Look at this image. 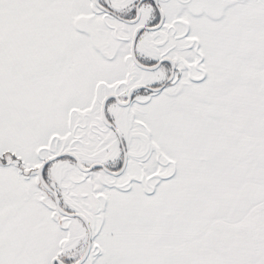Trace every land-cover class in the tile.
<instances>
[{
  "label": "snow or ice",
  "instance_id": "obj_1",
  "mask_svg": "<svg viewBox=\"0 0 264 264\" xmlns=\"http://www.w3.org/2000/svg\"><path fill=\"white\" fill-rule=\"evenodd\" d=\"M0 264H264V0H0Z\"/></svg>",
  "mask_w": 264,
  "mask_h": 264
}]
</instances>
